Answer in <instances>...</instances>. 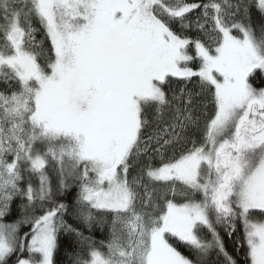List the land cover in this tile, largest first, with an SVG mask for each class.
I'll return each mask as SVG.
<instances>
[{
  "label": "snow or ice",
  "instance_id": "1",
  "mask_svg": "<svg viewBox=\"0 0 264 264\" xmlns=\"http://www.w3.org/2000/svg\"><path fill=\"white\" fill-rule=\"evenodd\" d=\"M61 235L73 264H237L225 236L264 264V0H0V264Z\"/></svg>",
  "mask_w": 264,
  "mask_h": 264
},
{
  "label": "trees",
  "instance_id": "2",
  "mask_svg": "<svg viewBox=\"0 0 264 264\" xmlns=\"http://www.w3.org/2000/svg\"><path fill=\"white\" fill-rule=\"evenodd\" d=\"M85 234L90 235L93 239L99 241L106 238L107 229L101 230L99 228H94L91 232L85 230ZM221 234L224 235L223 231H221ZM225 243L227 251L237 261V264H245L244 249L237 251L232 243V240L228 239L226 236ZM59 244L60 246L55 256L56 264H73L74 255L79 251L75 237L71 235H61ZM180 250L186 255L189 254L184 248H181ZM210 259L212 260L213 264H224L223 256L217 258L215 253L211 255Z\"/></svg>",
  "mask_w": 264,
  "mask_h": 264
}]
</instances>
